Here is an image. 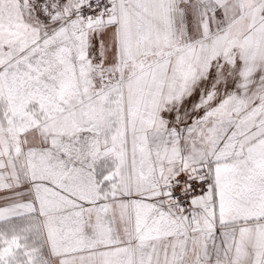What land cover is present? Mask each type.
<instances>
[{"label":"snow or ice","instance_id":"1","mask_svg":"<svg viewBox=\"0 0 264 264\" xmlns=\"http://www.w3.org/2000/svg\"><path fill=\"white\" fill-rule=\"evenodd\" d=\"M0 264H264V0H0Z\"/></svg>","mask_w":264,"mask_h":264}]
</instances>
